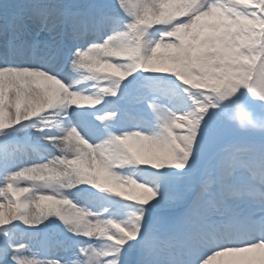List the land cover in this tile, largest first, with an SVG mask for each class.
Wrapping results in <instances>:
<instances>
[{"label": "snow or ice", "instance_id": "1", "mask_svg": "<svg viewBox=\"0 0 264 264\" xmlns=\"http://www.w3.org/2000/svg\"><path fill=\"white\" fill-rule=\"evenodd\" d=\"M0 264H264V0H0Z\"/></svg>", "mask_w": 264, "mask_h": 264}]
</instances>
